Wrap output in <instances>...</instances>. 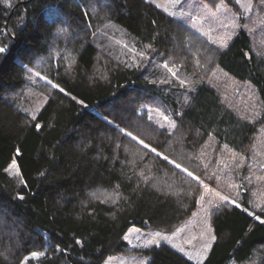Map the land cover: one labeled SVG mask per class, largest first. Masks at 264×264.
<instances>
[{"label":"trees","instance_id":"trees-1","mask_svg":"<svg viewBox=\"0 0 264 264\" xmlns=\"http://www.w3.org/2000/svg\"><path fill=\"white\" fill-rule=\"evenodd\" d=\"M177 42L214 50L149 0H0V64L13 47L0 71V264H105L129 250V227L171 231L195 210L201 180L230 178L240 198L212 212L206 258L194 263L162 243L143 249L147 264H264V211L248 200L256 166L264 173L252 148L264 127V54L242 27L215 51L216 66L253 90L258 114L249 118L201 78L181 102L150 60L123 46L165 53ZM31 67L64 89L33 97V114ZM155 100L170 110L172 132L137 113ZM14 159L18 176L5 170ZM102 190L115 200L96 197Z\"/></svg>","mask_w":264,"mask_h":264},{"label":"rangeland","instance_id":"rangeland-1","mask_svg":"<svg viewBox=\"0 0 264 264\" xmlns=\"http://www.w3.org/2000/svg\"><path fill=\"white\" fill-rule=\"evenodd\" d=\"M157 7L172 15L184 26L202 36L211 43L214 50L211 52L199 51L194 46L187 44L181 48L182 42H177L172 51L158 53L153 48L146 47L139 50L133 45H125L124 48L135 55H139L145 60H150L149 65L159 75L156 79L160 83H167L170 86L167 90H173L180 95L181 102L186 101L189 92L193 91L196 82L204 79L217 87L223 99L228 105L243 111L249 118L257 117L258 109L256 97L253 90L246 83H239L232 77L226 75L216 66V50L225 49L233 39L240 27L246 29L252 39L253 48L260 54H264V3L261 0H234L235 5H229L225 0H220L214 6L203 0H149ZM121 33V32H119ZM186 49V50H184ZM189 53V54H188ZM145 60H133L136 63L144 64ZM165 65H168L165 68ZM36 67L29 68L26 78L30 87H35L26 92V97L32 96V103L26 105V111L33 114L37 108L33 106V97L42 101L51 94L53 89L45 80L37 77ZM175 73V75H173ZM41 76L44 75L41 73ZM53 83V82H52ZM55 84V83H54ZM35 95V96H34ZM150 100V99H149ZM180 103V102H179ZM137 113L146 115L149 122L161 130L172 132L175 121L170 114V110L165 103L156 101L154 103H139ZM176 127V124H175ZM139 141V140H138ZM152 147L149 146V149ZM252 148L261 156H264V127H262L254 139ZM254 156L259 160L261 166V157L258 153ZM236 160H238L236 158ZM260 171L256 178L252 180V189L248 190V200L255 208L264 211V173L263 167L256 166ZM11 176L16 175L18 166L14 159L5 169ZM249 178V173L248 176ZM231 179V178H230ZM228 181L209 184L201 180V190L197 206L193 213L175 229L164 232L154 228H142L132 225L126 231L123 239L127 243L129 250L126 252H117L109 255L105 264H147L150 256L143 252V249L167 244L177 252L183 254L194 263H201L207 256L213 242L214 231L211 225V214L221 204L237 203L240 198L238 185ZM101 200L113 201L116 198L115 192L102 190L96 194ZM228 199L225 200L224 198Z\"/></svg>","mask_w":264,"mask_h":264},{"label":"snow or ice","instance_id":"snow-or-ice-1","mask_svg":"<svg viewBox=\"0 0 264 264\" xmlns=\"http://www.w3.org/2000/svg\"><path fill=\"white\" fill-rule=\"evenodd\" d=\"M261 2L264 3V0H261ZM237 3H239V0H237ZM5 51H6V49H5L4 47H0V53H4ZM167 67H168V65H165V68H167ZM35 75H36L37 77H39V78L45 80V82H46L47 84H49L53 89H59L60 92H63V91H64V89H63L62 87H60V85H59L58 83L54 84V83H52V81H51L50 79H48L47 77H42V76H41V73H40L39 71L36 72ZM173 75H175V73H173ZM81 103H83V101H81ZM37 127H39V125H37ZM172 127L175 128V124H173ZM121 131H123V130L121 129ZM124 134H125L126 136L130 137L132 140H134V141L136 140V137L132 136V133H131V132H126V133H124ZM139 143H140L141 145H143L145 149L149 148V145L145 144L143 140H140ZM151 151H152L153 153H156V152H157L156 148H154V147L151 148ZM157 155L159 156V153H157ZM163 159H164L166 162L168 161V157H167V156H164ZM172 163L175 164L174 161H172ZM175 167H176L177 169H179L181 166H180L179 164H175ZM183 171L187 172V174H188L189 176H192V175H193L191 172H188L187 169H184ZM16 175H19V172H17ZM195 179H198V178H195ZM21 199H22V197H21ZM224 199L227 200L228 198L225 197ZM233 203H235V201H233ZM217 207H219V206L217 205ZM256 219L259 220L260 217L257 216ZM261 222L264 223V221H261ZM34 255H35V254H34Z\"/></svg>","mask_w":264,"mask_h":264},{"label":"water","instance_id":"water-1","mask_svg":"<svg viewBox=\"0 0 264 264\" xmlns=\"http://www.w3.org/2000/svg\"><path fill=\"white\" fill-rule=\"evenodd\" d=\"M20 3H21V2H20ZM20 3H18V4H20ZM18 4H17V5H18ZM17 5H16V6H17ZM16 6H15V7H16ZM15 7H14V8H15ZM12 48H13V47L10 48V50L6 53L5 57L3 58V60H2V62H1V64H0V71H1V69L3 68L4 64L6 63V61H7L8 57H9V54H10Z\"/></svg>","mask_w":264,"mask_h":264},{"label":"built area","instance_id":"built-area-1","mask_svg":"<svg viewBox=\"0 0 264 264\" xmlns=\"http://www.w3.org/2000/svg\"><path fill=\"white\" fill-rule=\"evenodd\" d=\"M4 30V29H3ZM6 30H4V32H5Z\"/></svg>","mask_w":264,"mask_h":264}]
</instances>
